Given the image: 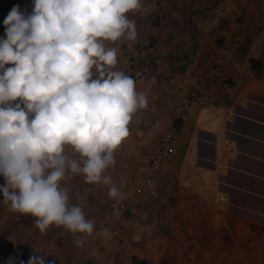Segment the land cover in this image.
Wrapping results in <instances>:
<instances>
[{
	"label": "crops",
	"instance_id": "obj_1",
	"mask_svg": "<svg viewBox=\"0 0 264 264\" xmlns=\"http://www.w3.org/2000/svg\"><path fill=\"white\" fill-rule=\"evenodd\" d=\"M161 1L141 0L142 8L129 13L138 39L124 44L149 46L155 56L132 73L122 61L117 65L145 93L148 107L133 115L107 174L126 189L142 148L174 128L173 107L189 91L196 65L214 54L236 66L222 101L191 104L179 165L158 174L160 195L142 198L128 239L112 234L120 213L108 186L77 175L62 184L93 220L94 236L78 246L79 234L55 225L41 233L30 214L12 212L13 237L3 242L13 264H27L33 255H46L49 264H264V0ZM15 5L29 13L33 7L32 0H0V37ZM220 192L229 197L225 207L213 201ZM6 209L0 202L1 220ZM175 222L183 227L174 230ZM102 228L110 236L102 237Z\"/></svg>",
	"mask_w": 264,
	"mask_h": 264
},
{
	"label": "clouds",
	"instance_id": "obj_2",
	"mask_svg": "<svg viewBox=\"0 0 264 264\" xmlns=\"http://www.w3.org/2000/svg\"><path fill=\"white\" fill-rule=\"evenodd\" d=\"M32 3L30 13L13 6L0 37V202L34 217L41 233L55 225L79 234L75 243L82 246L94 236V222L82 204L71 203L62 182L82 175L108 186L115 201L125 198L107 170L133 115L148 107L134 79L117 68L118 45L138 39L129 13L142 2ZM100 235L110 236L109 229ZM27 264L49 262L33 255Z\"/></svg>",
	"mask_w": 264,
	"mask_h": 264
},
{
	"label": "built area",
	"instance_id": "obj_3",
	"mask_svg": "<svg viewBox=\"0 0 264 264\" xmlns=\"http://www.w3.org/2000/svg\"><path fill=\"white\" fill-rule=\"evenodd\" d=\"M163 4L162 0L161 5ZM118 47V61H122L130 73L134 72L143 60L155 56L148 48L132 50L124 43L119 44ZM235 69V62L221 54H214L199 62L195 67L189 91L173 107V122L183 121L193 102L208 106L218 105ZM181 151V131L178 132L174 128L161 132L155 142L142 148L141 156L136 160L129 183L123 191L125 198L116 203V209L120 213L112 229L116 239H128L131 232L129 220L137 216L142 198L145 195L159 197L160 192L156 186L157 176L159 173L176 170ZM213 201L218 207H225L229 203V197L226 193L220 192L214 195Z\"/></svg>",
	"mask_w": 264,
	"mask_h": 264
},
{
	"label": "rangeland",
	"instance_id": "obj_4",
	"mask_svg": "<svg viewBox=\"0 0 264 264\" xmlns=\"http://www.w3.org/2000/svg\"><path fill=\"white\" fill-rule=\"evenodd\" d=\"M147 47H149V46H147ZM147 47H143V48H147ZM181 130H182V127H181ZM5 211H7V212L3 215V218H2L3 220L0 219V264H9V261L11 259V255L13 254L11 248L5 247L4 242H3V240H5L6 242L10 243V241L13 237L12 236V226H11L12 225V212H9L7 209ZM175 223H177V222H175ZM183 224H184V222L183 223H177L174 225L173 229L174 230L177 228L181 229L183 227Z\"/></svg>",
	"mask_w": 264,
	"mask_h": 264
},
{
	"label": "trees",
	"instance_id": "obj_5",
	"mask_svg": "<svg viewBox=\"0 0 264 264\" xmlns=\"http://www.w3.org/2000/svg\"><path fill=\"white\" fill-rule=\"evenodd\" d=\"M181 127H182V120H178V121L174 122V129L175 130L180 132L181 131Z\"/></svg>",
	"mask_w": 264,
	"mask_h": 264
}]
</instances>
